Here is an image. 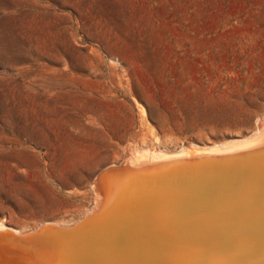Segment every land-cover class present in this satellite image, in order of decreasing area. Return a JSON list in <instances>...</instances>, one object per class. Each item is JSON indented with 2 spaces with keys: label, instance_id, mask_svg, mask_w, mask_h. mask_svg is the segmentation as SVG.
<instances>
[{
  "label": "rangeland",
  "instance_id": "obj_1",
  "mask_svg": "<svg viewBox=\"0 0 264 264\" xmlns=\"http://www.w3.org/2000/svg\"><path fill=\"white\" fill-rule=\"evenodd\" d=\"M263 118L264 0H0V228L74 225L106 165Z\"/></svg>",
  "mask_w": 264,
  "mask_h": 264
},
{
  "label": "bare ground",
  "instance_id": "obj_2",
  "mask_svg": "<svg viewBox=\"0 0 264 264\" xmlns=\"http://www.w3.org/2000/svg\"><path fill=\"white\" fill-rule=\"evenodd\" d=\"M179 157L198 159L167 162ZM110 165L117 170L96 177L97 205L84 218L97 214L53 246L56 264H264V118L249 137ZM44 263L0 238V264Z\"/></svg>",
  "mask_w": 264,
  "mask_h": 264
},
{
  "label": "water",
  "instance_id": "obj_3",
  "mask_svg": "<svg viewBox=\"0 0 264 264\" xmlns=\"http://www.w3.org/2000/svg\"><path fill=\"white\" fill-rule=\"evenodd\" d=\"M221 158H223V156ZM241 158H245V155L236 156V159H241ZM196 159L179 157V158H176V159L174 158L169 161L167 160V162L173 163L172 165H182V164H190L191 162L197 161ZM122 163H123V160L118 162L117 164L120 165ZM110 164L106 165L104 167L105 169L104 168H103L104 170L102 169L103 171L101 170L102 176H106L111 171L117 170L116 166H111ZM163 164L166 165L165 162H163ZM155 196L156 194L152 196L149 202L147 203L148 204L152 203ZM140 209H143L142 206L139 208V210ZM101 212L102 210L99 213ZM96 214L91 215L89 217H93ZM89 217H86L82 221L74 225L68 226V227H63L57 224L46 223L40 229H36L33 231H27L25 233H19V234H14V232H12L10 229H6V231H0V238L6 239L8 242H12L14 245L19 246L24 251V253L28 256H30V254H33V255L38 254L40 257L42 256L45 262L44 264H56L55 262L56 257L52 259L51 252H54L57 255L58 249L57 248L55 249L53 246L55 244L58 245V240L60 241V239L66 235L65 233L66 231L73 232L74 230H77L78 227L85 226L87 223L86 221L89 220L88 219ZM37 242L38 243L40 242V244H36Z\"/></svg>",
  "mask_w": 264,
  "mask_h": 264
}]
</instances>
